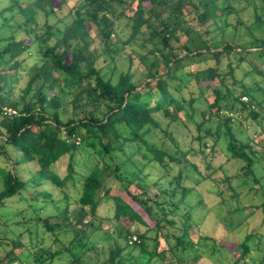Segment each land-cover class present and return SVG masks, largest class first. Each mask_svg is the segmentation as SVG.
I'll list each match as a JSON object with an SVG mask.
<instances>
[{
	"label": "trees",
	"instance_id": "obj_1",
	"mask_svg": "<svg viewBox=\"0 0 264 264\" xmlns=\"http://www.w3.org/2000/svg\"><path fill=\"white\" fill-rule=\"evenodd\" d=\"M50 1L37 0L34 8H42L41 2L48 6ZM56 1V9L51 6L47 13L59 11L67 3ZM244 1L246 4L237 10L233 0H224V5L219 6L217 0H76L68 24L59 31L45 25L39 35L32 31L36 11L31 6L17 8L24 14L23 24L5 19L10 35L0 37V208L8 199L24 202L22 192L32 194L33 200H44L37 212L32 211V206L18 211L16 217L21 215V221L14 223L20 225L18 232L0 221L14 236L8 241L0 239L10 249L5 256L17 247L30 254L33 264H52L59 259L67 264H161L166 251L173 254L176 249H190L189 211L185 208L183 214H178L189 191L183 185L181 170L160 187L147 182L143 174L155 163L167 177L169 164L179 159L149 146L144 136L158 127L156 116L176 122L175 113L183 111L191 120L192 104L199 101L204 107L199 111L200 121L194 124L198 131L203 130V136L196 140L210 137L216 143L223 138L229 158L243 164L241 174L250 175L257 168L254 162L264 155V140L260 142L263 151L259 155L252 149L251 139L241 142L235 137L239 129L237 117L255 121L264 112V35H252L243 18L238 17L250 6L254 12L250 0ZM15 3L9 0L0 9V16L11 12ZM185 7L190 8V13L184 12ZM190 15L193 25L186 21ZM66 16L70 17V12ZM121 18L129 27L127 42L140 37L141 46L152 43L164 62L165 70L159 75L147 68L140 86L132 83L129 70L120 73L115 82L104 78L95 67L96 56L88 50L92 43L89 27L105 45ZM262 18L254 15V22L264 28ZM197 27L204 28L202 34ZM216 30L218 34L212 35ZM54 31L59 32V39ZM235 31L243 35L237 38ZM20 33L24 36L16 40ZM174 43L178 44L177 52ZM23 55L35 56L40 65L26 79L17 100L12 101L14 78L20 75L22 66L16 60ZM137 59L143 64L144 56ZM190 63L197 68L185 72L187 79L182 83L177 72ZM38 78L37 87L31 88ZM6 80H11L7 87ZM191 83H205L206 96L196 87L197 96L192 97L189 91L185 99L182 91ZM60 95L69 98L66 105H61ZM2 107L15 109L18 115L3 116ZM129 142L143 145L146 162L137 169L129 157H124L123 161L134 169L122 171L123 161H117V156H124L122 146ZM78 151L92 162L84 173L74 169V154ZM64 156L65 173L59 177L53 166ZM182 164L186 168V162ZM107 178L113 180L114 187H105ZM253 181L256 185L257 180ZM44 182L58 189L56 199L44 188ZM220 185L229 188L227 176ZM151 186L156 187L155 193L149 194ZM251 190L256 192L253 186ZM102 202L110 210L106 217L98 214ZM70 206L75 209L70 211ZM133 225L138 226L133 234L138 242L128 244L132 235L128 230ZM140 226L145 231L141 232ZM167 228L180 234L169 233ZM147 231H152V237L146 235ZM103 240L108 244L105 252L97 248V242ZM159 240L163 242L160 249ZM238 247L240 260L248 247L244 242ZM3 258L0 264H9ZM15 259L18 257L11 256L7 262Z\"/></svg>",
	"mask_w": 264,
	"mask_h": 264
},
{
	"label": "rangeland",
	"instance_id": "obj_2",
	"mask_svg": "<svg viewBox=\"0 0 264 264\" xmlns=\"http://www.w3.org/2000/svg\"><path fill=\"white\" fill-rule=\"evenodd\" d=\"M223 1L217 0V5H224ZM233 1H235L233 6L237 10L246 4L244 0ZM15 2L17 3L11 6L13 7L11 12H4L0 16V37L10 35V30L8 29L9 22L5 21V19H9L14 24H23L24 14L18 12L17 8L24 9L25 6L34 8L37 0H15ZM250 2L254 5V12L250 6L239 12L238 17L243 18L252 35L262 37L264 35V28L255 25L254 15L263 17L262 21L264 22V0H250ZM43 3H40L42 8H34L36 11L34 15L35 25L32 31L37 35L44 32L43 26L45 25L54 27L59 31L63 25L71 21V8L76 4V0H67L66 5L61 10L54 11L52 14L47 12L51 6L53 9H56L57 1L51 0L48 6ZM8 4L9 0H0V9L5 8ZM68 12H70V17L66 16ZM184 12L190 13V8L185 7ZM215 13L217 14V12ZM192 18L193 15L186 18L187 23L190 25L194 24V19ZM232 22L235 23L236 20H232ZM203 29V27H197L196 31L202 34ZM207 29H212V27H208ZM57 31H54L53 34L59 39L60 34ZM95 33V29L89 27L92 43L88 47V50L96 56L95 67L99 69L100 74L104 78H110L112 82H115L120 73L129 70L133 74L132 83L135 86H140L144 80L147 68L157 75L164 72V62L161 60L160 53L154 50L152 43H145L141 46L140 37L127 42L129 27L125 23L124 18L116 22L115 33L110 36L105 45L96 37ZM216 33L218 34L217 30L212 35ZM234 35L240 38L243 32L235 31ZM23 36L24 34L22 33L17 34L16 40L21 39ZM53 42V40L48 41V45H52ZM104 46L105 48L103 49ZM172 46L177 52L178 44L174 43ZM62 48L64 47L62 46ZM138 56H144L143 64L141 63L142 61L139 62L137 59ZM128 59L131 60L130 63H128ZM16 61L22 63V66H20L19 70L21 76L19 75L14 78L12 101L17 100L20 89L25 86L26 79L29 75H34L36 68L40 65L38 58L33 55H23L17 58ZM2 68L0 66V71H2ZM196 68L194 63H190L188 67H184L180 72H177V75L179 74L182 79V83L187 79L184 75L185 72L193 71ZM8 73L14 74V71L9 70ZM52 76L57 78L56 73H53ZM8 81L11 80H6V87L8 86ZM39 82L40 78L33 82L31 88L35 89ZM190 85L182 91L185 99L189 98V91L192 97L197 96L196 87H200L203 96H206L204 90L205 83H200L198 86H194L193 83ZM53 90L55 91V88ZM60 98L61 105H66L69 98L63 95H60ZM257 98L260 99L261 97L257 94ZM208 99L210 100V98ZM203 107V104L199 101L193 102L191 120L187 119L183 111L175 113L176 122H170L168 119L164 120L156 116L159 124L158 127L152 128L144 136L149 146L160 148L179 159L178 163L172 162L169 164L170 172L167 177L165 173H161L156 168L155 163H151L150 171L147 168L143 170V174L147 176L146 181L149 183L153 182L159 187L164 186L166 180L174 176L180 169L182 176L185 177L183 185L189 188L184 197L183 205L179 207L178 214H183L185 208L189 211L191 220L187 224V235L192 241V246L189 250H173V254L166 251L161 264H264V261H262V257L264 256V155L254 162L257 164V168L251 170L250 175H244L240 173V166L243 164L240 163L239 165L236 161L234 162L226 153L223 138H220L216 143L210 137H203L201 141L196 140L198 136H203V130L198 131L194 124L200 121L199 111ZM236 120L239 122V126L237 125L239 129L238 133H235V137L241 142L250 141L251 139L252 149L260 155L263 151V146L260 142L264 140V112L255 121H251L248 118L242 120L238 117ZM258 131L263 132V134L257 135ZM121 132L122 135H125L124 131L121 130ZM201 142H203V146ZM135 145L138 147V151L134 147ZM122 151L124 156H117L120 157L117 161L121 159L123 161L124 157H129L130 162H133L137 169L141 168L142 164L146 162L142 157L145 150L140 142L125 143L122 146ZM182 162H186V168ZM66 163L67 157L64 156L53 166L59 177L64 175ZM121 165L122 171L134 169L127 161H123ZM91 166L92 162L86 158L85 153L78 151L74 154L75 171L84 173ZM14 168L16 167L14 166ZM225 176L229 179V188H224V186L220 185ZM253 179L257 180L256 185H254ZM44 184V188L50 190V194L56 199L58 197V189L49 182H44ZM252 186L256 189V192L251 190ZM105 187H114L111 178L106 179ZM155 188L151 186L149 194L155 193ZM1 189L2 185L0 182ZM69 189L70 187L67 184L66 190ZM111 189L118 192L117 188ZM31 197L32 194L29 192H22V198L26 199H23L25 200L24 202L8 199L5 201V206L0 208V221H6L9 230L18 232L17 229H20V225L14 226L15 222L19 223L21 221V215L16 217L19 214L18 211H24L28 206H32V211L37 212L38 207L44 202L40 197H37V200L31 199ZM74 209V206L69 207L70 211ZM45 214L46 212L42 213L43 216ZM98 214L100 217L110 215L108 204L102 202L98 207ZM84 219L86 220L87 218ZM145 221L147 220L145 219ZM137 227V225L131 226L128 230L129 233L133 235ZM9 230H6L1 224L0 239H5V241L12 239L14 236ZM140 231H145V228L140 226ZM167 231L175 235L180 234V231L178 232L175 229L167 228ZM146 235L152 237V231H147ZM242 242L246 243L248 252L244 258L239 260L240 250L238 245ZM159 243L160 249L163 242L159 240ZM107 245L104 240L97 242V248L103 252H105ZM212 245H214L215 250H212ZM9 250V247L5 243H0V258L4 256L3 262L9 264H33L27 251L23 250L20 252V249L16 247L13 249L12 254L7 257L5 254ZM11 256H17L18 259H15L13 262H7ZM194 256H197L195 260L193 259ZM99 258L101 261L103 256ZM152 261H155V259L153 258ZM52 264H67V261L59 259Z\"/></svg>",
	"mask_w": 264,
	"mask_h": 264
},
{
	"label": "built area",
	"instance_id": "obj_3",
	"mask_svg": "<svg viewBox=\"0 0 264 264\" xmlns=\"http://www.w3.org/2000/svg\"><path fill=\"white\" fill-rule=\"evenodd\" d=\"M1 112H2V115L3 116H7V117H10V116H17V111L15 109H12L10 107H2L1 108ZM138 240L136 239V236L135 235H131L128 239V244H132V243H137Z\"/></svg>",
	"mask_w": 264,
	"mask_h": 264
}]
</instances>
